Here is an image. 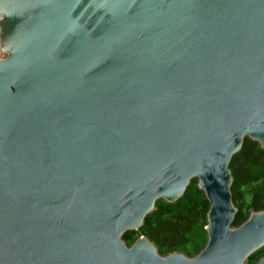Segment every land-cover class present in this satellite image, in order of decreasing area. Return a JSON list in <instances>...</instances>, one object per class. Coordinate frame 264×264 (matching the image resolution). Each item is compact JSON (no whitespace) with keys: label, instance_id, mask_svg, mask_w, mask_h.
Here are the masks:
<instances>
[{"label":"water","instance_id":"1","mask_svg":"<svg viewBox=\"0 0 264 264\" xmlns=\"http://www.w3.org/2000/svg\"><path fill=\"white\" fill-rule=\"evenodd\" d=\"M245 137L264 149V0H0V264H247ZM192 179L196 255L124 242Z\"/></svg>","mask_w":264,"mask_h":264},{"label":"trees","instance_id":"2","mask_svg":"<svg viewBox=\"0 0 264 264\" xmlns=\"http://www.w3.org/2000/svg\"><path fill=\"white\" fill-rule=\"evenodd\" d=\"M229 169L232 174L231 197L236 214L233 226L240 225L249 209H264V149L256 141L245 137L241 149L233 155ZM209 202L192 179L184 194L175 202L161 199L156 209L146 215L142 226L127 231L122 239L130 246L139 236L152 241L162 255L183 252L196 255L206 244V215ZM264 256V246L252 253L247 264L256 263Z\"/></svg>","mask_w":264,"mask_h":264}]
</instances>
